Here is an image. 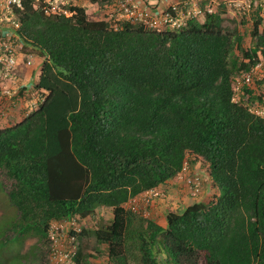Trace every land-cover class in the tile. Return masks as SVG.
Instances as JSON below:
<instances>
[{
    "label": "trees",
    "instance_id": "1",
    "mask_svg": "<svg viewBox=\"0 0 264 264\" xmlns=\"http://www.w3.org/2000/svg\"><path fill=\"white\" fill-rule=\"evenodd\" d=\"M19 3L14 34L41 58L39 97L0 129L15 211L0 250L33 236L47 252L51 223L102 207L110 221L90 234L109 264H264V118L250 111L260 105L252 91L244 89L246 105L232 100L234 76L264 68V5L242 49L236 30L222 27V7L208 3L201 20L163 31L130 21L110 28L76 6L70 17L44 16L32 0ZM199 161L214 190L207 202L164 210L163 226L124 210ZM72 261L88 264L78 249Z\"/></svg>",
    "mask_w": 264,
    "mask_h": 264
},
{
    "label": "rangeland",
    "instance_id": "2",
    "mask_svg": "<svg viewBox=\"0 0 264 264\" xmlns=\"http://www.w3.org/2000/svg\"><path fill=\"white\" fill-rule=\"evenodd\" d=\"M44 0H39L35 2L37 5ZM97 0V3H93L90 0H57V4H64L60 6L62 9H68V7L76 6L84 10L87 20L89 21H104L108 24L110 28L117 27L126 18L122 11L118 8L117 0ZM145 3L143 0H140ZM182 0H174L172 4L181 10ZM192 2L188 5V10L192 9V4L200 8L201 4L208 3L211 10L214 11L221 6L222 7V27L226 30H236L237 35L242 37L241 48L247 49L250 47V38L247 35L249 29L248 26L251 24V16L255 8L259 5H264V0H254L251 2L249 0H191ZM4 2V1H3ZM3 4V3H2ZM248 4V8L246 5ZM258 4V5H257ZM146 5V4H145ZM3 6V5H2ZM2 6L0 9H2ZM191 6V7H190ZM207 5L204 6V8ZM258 6V7H259ZM194 7V6H193ZM167 8V7H166ZM207 8V7H206ZM184 12L183 10H181ZM3 16L7 17L8 21H2L0 24V30H8L11 27V23L17 22L15 13L13 12V6H8V9H2ZM199 17V16H198ZM197 17V18H198ZM197 20H201L198 18ZM14 32V30H12ZM11 31V32H12ZM18 45H21L17 41ZM18 56L17 67L12 71V76L10 78L0 77V128H6L16 122H18L25 114L29 113L35 108L36 100L39 97V93L32 89V83L35 80V75L39 69V62L41 58L38 56L37 52L29 47H20ZM238 58L240 57L237 51L234 52ZM240 59V58H239ZM29 60L30 64L26 66L24 63ZM242 60V59H241ZM251 75V82L249 86L242 84L241 75L242 74ZM262 81L260 85H255V82ZM264 68L258 64L248 72H241L240 74L234 76L232 79V89L233 96L232 100L234 102H241L246 105L248 100V95L244 93V89L253 92V99L257 97L260 99V105H257V100H253L255 106H250V111L254 112L260 109L264 102ZM249 102V100H248ZM257 106V107H256ZM264 108V106L262 107ZM187 171L185 173L187 178H192L193 176H198L200 179L199 191L195 197L189 196V189L181 181L173 179L174 184H170L167 188L160 187L157 188L158 196L149 200L148 206L142 208L140 206V214L148 212L149 209L158 203L167 204L168 207L173 208L174 202L171 199L173 195L184 194L188 195L192 201L195 202H207L211 199L213 193L212 188L209 185V181L205 175L204 169L201 166L200 161L195 162L191 167L186 164ZM176 177V176H175ZM182 184V187L178 186ZM10 185L3 173H0V246L4 242V230L9 228L10 223L14 220L15 211L7 202L5 192H7ZM182 188L186 189L184 192ZM212 189V190H211ZM214 191V190H213ZM156 199V200H155ZM186 204L190 203L185 197ZM178 206V205H176ZM160 209L161 206H159ZM124 210L127 211V203L123 205ZM176 208V207H174ZM162 210L155 214H162ZM149 213V212H148ZM110 210L106 208H97L94 214L90 218L78 219L73 221L74 228L76 232L85 231L86 234L76 240V249L79 250L80 254L86 257V262L88 264H109L106 259L105 246L102 244H97L92 235L90 234L95 228H102L106 226L110 221ZM139 216V214H138ZM142 215H140L141 217ZM143 218V217H142ZM148 218V217H146ZM149 219V218H148ZM159 221V219L157 220ZM62 228L56 230L57 237L56 243L59 249L65 251L68 250L69 244L67 243V236L70 234V227L66 222H61ZM5 235L10 238L12 234L6 232ZM35 253V258H29L28 254ZM1 259L0 264L4 261H10L12 258H18V261L23 264H53L48 257V252L45 251V246L40 244L37 239L33 236L23 237L20 241L16 243H11L6 248L0 250ZM2 262V263H1Z\"/></svg>",
    "mask_w": 264,
    "mask_h": 264
},
{
    "label": "built area",
    "instance_id": "3",
    "mask_svg": "<svg viewBox=\"0 0 264 264\" xmlns=\"http://www.w3.org/2000/svg\"><path fill=\"white\" fill-rule=\"evenodd\" d=\"M4 1V2H3ZM21 0H0V8L8 9V6H13L19 8ZM39 0H32V6L34 9H38L43 13L44 16H63L70 17L71 13L68 9H62L60 6L64 5L60 3L57 4V0H44L35 7L34 3ZM118 8L122 11L125 16V21H130L134 24H140L145 28L151 30L163 31L165 29H179L184 25L185 21L191 17L197 18L202 16L203 10L200 8H194L192 6L191 10L183 9L184 12L179 10L176 6L170 5L167 8L161 10H152L149 7L138 6L142 4L140 0H117ZM3 3V4H2ZM149 8V9H148ZM194 8V9H193ZM248 8V4L246 5ZM2 9H0V24L2 21H8L6 16H3ZM204 11L210 12L209 8H204ZM17 22L11 23V27L8 30H0V77L10 78L12 76V71L17 67L18 56L21 45H18V38L12 30L17 28ZM12 31V32H11ZM26 66L30 64L29 60L24 63ZM242 84L249 86L251 82V75L242 74L241 75ZM254 114L264 118V109L260 108L254 111ZM187 167L184 164L181 171L176 175V180L181 181L189 189V196L195 197L199 191L200 179L198 176H193L192 178H187L185 173ZM158 196L157 191L150 190L140 194L127 202V211L131 214L142 215L146 218L147 212L140 214V206L146 208L149 204V200L156 198ZM60 223H51L48 231V257L53 264H74L72 258L74 257L76 250V240L72 235L67 236V243L69 244L68 250L59 249L56 243L57 233L56 230L62 228ZM69 225L70 231L74 233L76 229L74 228L73 221H66Z\"/></svg>",
    "mask_w": 264,
    "mask_h": 264
},
{
    "label": "crops",
    "instance_id": "4",
    "mask_svg": "<svg viewBox=\"0 0 264 264\" xmlns=\"http://www.w3.org/2000/svg\"><path fill=\"white\" fill-rule=\"evenodd\" d=\"M145 3H143L142 1H139L141 2L142 4L140 5V3L138 4V6H145V7H149L150 9L152 10H161V9H164L172 4L175 5V3H172L174 0H143ZM183 1V2H182ZM180 2H182V5H181V10L183 9H188V5H190V3L192 2L191 0H182ZM146 4V5H145ZM192 6H194V8H198L197 6H195L194 4H192ZM191 7V6H190ZM148 8V9H149ZM193 8V9H194ZM190 10V8H189ZM198 18H202V16H199ZM197 18V19H198ZM40 63V62H39ZM38 74V71L35 75V78ZM8 127V126H6ZM2 129V128H0ZM191 170V169H190ZM190 170L188 169L187 172H190ZM174 184V181L170 180L168 181L164 186H162V188L164 187H168L170 184ZM178 186L182 187V184H178ZM153 190H157V189H153ZM186 189L182 188V191L184 192ZM212 190V189H211ZM212 193H214V191L212 190ZM143 194V193H142ZM185 197L187 198V200L190 202L188 204H186L185 202ZM156 200V199H155ZM174 204H173V208H170L167 206V204H164V203H158V204H155V206L153 205V207L151 209H149V213L147 212V216L149 219L155 221L158 225L160 226H163L164 225V222H163V213H164V210H173V211H181L184 207L188 206V205H191L193 203H196L195 201H192L193 199H191L188 195L186 196V193L184 192V194H178V195H173V197H171V199ZM126 204V203H125ZM124 204V205H125ZM178 205V206H176ZM162 209H160V207ZM176 207V208H174ZM160 210H162V214H155V211L158 213ZM159 219V221H157Z\"/></svg>",
    "mask_w": 264,
    "mask_h": 264
}]
</instances>
